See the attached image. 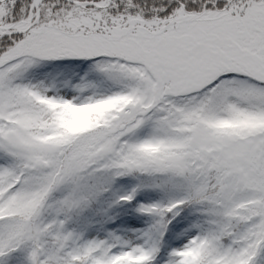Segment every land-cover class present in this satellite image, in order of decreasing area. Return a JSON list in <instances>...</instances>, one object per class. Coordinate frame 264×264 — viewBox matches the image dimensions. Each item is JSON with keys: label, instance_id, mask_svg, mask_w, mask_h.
<instances>
[{"label": "snow or ice", "instance_id": "obj_1", "mask_svg": "<svg viewBox=\"0 0 264 264\" xmlns=\"http://www.w3.org/2000/svg\"><path fill=\"white\" fill-rule=\"evenodd\" d=\"M0 264H264V0H0Z\"/></svg>", "mask_w": 264, "mask_h": 264}]
</instances>
